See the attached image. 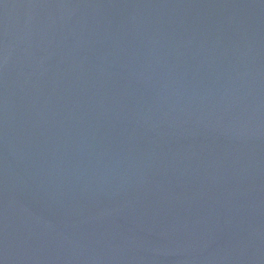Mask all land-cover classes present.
Returning a JSON list of instances; mask_svg holds the SVG:
<instances>
[{
  "label": "water",
  "instance_id": "water-1",
  "mask_svg": "<svg viewBox=\"0 0 264 264\" xmlns=\"http://www.w3.org/2000/svg\"><path fill=\"white\" fill-rule=\"evenodd\" d=\"M0 264H264V0H0Z\"/></svg>",
  "mask_w": 264,
  "mask_h": 264
}]
</instances>
